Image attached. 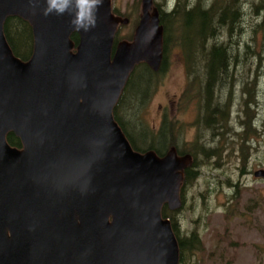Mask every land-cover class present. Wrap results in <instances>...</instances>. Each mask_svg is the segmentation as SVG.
Instances as JSON below:
<instances>
[{
    "label": "water",
    "instance_id": "95a60500",
    "mask_svg": "<svg viewBox=\"0 0 264 264\" xmlns=\"http://www.w3.org/2000/svg\"><path fill=\"white\" fill-rule=\"evenodd\" d=\"M152 5L143 0L133 40L114 48L128 20L111 0L88 32L68 13L43 15L44 0L35 11L29 0H0V264H179L162 209L181 208L192 156L138 151L114 117L135 66L160 68L163 26ZM8 17L33 27L27 61L7 41Z\"/></svg>",
    "mask_w": 264,
    "mask_h": 264
},
{
    "label": "rangeland",
    "instance_id": "374dc122",
    "mask_svg": "<svg viewBox=\"0 0 264 264\" xmlns=\"http://www.w3.org/2000/svg\"><path fill=\"white\" fill-rule=\"evenodd\" d=\"M178 1L152 0V11L154 12L155 8H159V4L167 11H172ZM226 1H204L206 3L205 8L212 6L214 10L212 16L213 19L215 17V22L218 18L215 16L218 8L221 10L226 5ZM243 1L241 6L246 13L243 11L242 23L248 26V21H250V25H252L247 28V35L243 37H238L236 34L231 36L228 30L221 29L214 40L211 39L205 43V45L207 44L205 49L210 48L212 44L227 46L230 49L231 68L238 67V70L241 69L238 72L241 83L238 85L237 98L235 99L237 106L234 108L235 114L233 112V117L229 116L231 109L233 110V101L231 102L233 93L229 92L227 96L225 88L217 83L216 86H220V88L216 92L222 95L221 104L225 108L227 119L223 121L219 117L216 119L214 126L211 125V128L215 129L213 135V131L208 128L210 125L206 124L210 109L202 113L204 107L202 102L198 103V97L202 94L201 83H204L205 80V78L202 79L204 74L202 55L196 49L194 70L198 76L192 75L190 77V70L185 65L182 51L172 45V49L167 54V70L162 77L156 80L152 78L148 86L149 93H147L146 99L143 102L136 103V98L130 95V101L126 108L123 110L120 109L121 107L117 109L124 126L137 143L139 139H144L146 145L158 144V140H161L160 130L164 129L168 130L169 135L163 136V140H167L166 143L177 142L179 148L184 151L189 148L196 150L197 147H209L208 139H212V137L215 146L222 149L224 131L221 130L224 129L227 131L229 144L236 149L241 145L240 142L236 141L237 134L233 132V129H238V126L241 125L249 126L250 129L256 125V137L252 139L255 146L252 144V140L250 141L255 149L256 142L254 140L259 139L261 141L262 138L264 139V136L258 135V131L261 132L264 129V62L251 56L253 49L264 51V17L256 13L257 0ZM198 2L199 0H192L190 2L191 7ZM183 3L182 1V6ZM246 3L248 4L246 5ZM142 4L143 0H112V6L118 12H122L123 15L125 13L126 15H132L133 18L138 17L141 13ZM179 25L182 26V24ZM132 31L131 26L122 25L119 34L124 37L130 35ZM176 34H178L174 36L176 38L181 36L178 28ZM256 71L259 72L257 81L254 79L256 77L254 72L257 73ZM194 77H196V80H194ZM190 78L194 81L192 86L189 84ZM248 81L251 83V88H255L256 100L251 101L250 105H253V111L258 113V119L249 116L245 121L246 124H244L239 121L240 112L238 113V107L240 108L245 102L249 104L248 94L245 96L243 94L245 84L246 86L249 85ZM242 82L245 84H242ZM188 85L189 88H194L196 92L194 97H188L190 92L188 91ZM143 88L144 82H140L138 89L142 90ZM254 95L251 100L255 99ZM176 99L178 101L173 105ZM214 100L219 99L214 96ZM226 100L229 101V104L224 102ZM254 104L256 105L254 106ZM135 106L138 107L137 111ZM173 109H176L175 113L179 118L178 123L165 122L161 125L160 122H163L162 116L167 113L171 117ZM134 127L137 128V133H135ZM140 134L144 138L142 136L140 138ZM194 142L199 145L193 144ZM138 144L140 147H148L140 141ZM216 157V153L213 152H209L204 159L199 157L198 163L200 164L196 166L199 178L195 179L193 183L190 182L183 190V206L180 212H176L182 237L191 235L193 231H196L201 238L202 248L191 253L189 257L185 254V263L264 264V210L257 208L254 204L255 199L259 198L260 192L264 189V179L259 182L251 181L248 184L249 186L243 187L237 195L227 183L230 179L234 182L237 181L238 170L236 164L232 162L229 166L223 165L222 159L214 160ZM254 157L259 163H255L253 166L255 168L262 167V164H264V148L261 150L256 149Z\"/></svg>",
    "mask_w": 264,
    "mask_h": 264
},
{
    "label": "trees",
    "instance_id": "16d2710c",
    "mask_svg": "<svg viewBox=\"0 0 264 264\" xmlns=\"http://www.w3.org/2000/svg\"><path fill=\"white\" fill-rule=\"evenodd\" d=\"M168 1V0H165ZM183 3V6L181 2ZM192 0H179L176 7L172 11H167L166 8L160 7L159 4V12H160V20L161 24L164 28V38H163V61L161 67L158 71H154L147 63H140L136 66L135 70L131 73L126 86L120 96V99L114 109V116L118 123L121 125L123 131L127 135L128 139L130 140L134 149L145 152L148 150H155L160 156H163L167 148H171L172 146L177 147L179 154H191L194 161L192 167L188 168L185 172V177L183 180L182 185V200L184 201V193L186 186L194 182L195 179L199 178V172L196 166L198 163V159L206 158L208 156V149L205 147H197L196 150L193 148L186 149L185 151L179 148L177 142L173 143H166L167 140H163V135H169L168 130H162L160 132L161 140H158V144H148L146 145V141L143 139H139L143 145L148 147H140V145L134 140V137L129 133V130L124 126L122 119L120 118L117 109H124L128 105L130 101V95H133L136 98V103L143 102L146 99L147 93H149V84L152 78L154 80L162 77L163 73L167 70V54L172 49V45L178 47L180 51H182L186 67L190 70L189 76L192 75L198 76L197 72L194 70V62L196 56V49L202 55V62L204 68V74L202 79L205 78L204 83H201V95L198 97V103L202 102L204 108H202V113L205 111V94L209 95L210 97L216 96L215 91L218 90L217 83L221 86V80L224 76L228 75V69L231 67V58H230V49L227 46L221 44H212L210 48L205 49V43L209 42V40H214L216 36L219 35V31L228 30L231 33V36L235 34L238 37H243L247 35V28H250V21H248V26L242 23V14L243 11L246 13L244 8L241 6V2L243 0H227L226 5L218 11L215 16H217V20L215 22V17L213 19L212 13L214 12L212 6L205 8L206 3L205 0H199L195 6L191 7L190 2ZM258 4L256 5V13L257 15H261L264 17V0H257ZM256 3V2H255ZM253 4V6L255 5ZM245 4V3H244ZM248 3H246L247 5ZM220 5V4H219ZM221 6V5H220ZM229 6V7H228ZM179 11V12H178ZM248 14V13H247ZM246 14V15H247ZM179 24H182L180 26ZM137 25V19L133 20V30ZM179 25V27H177ZM179 29V33L181 36L177 38L174 37L176 34V29ZM4 32L7 38L8 43L10 44L14 54L21 58L24 61L29 60L34 51V33L33 27L31 24L24 20L21 17H8L4 23ZM171 34V35H170ZM133 31L130 35L125 36V39L132 40ZM72 39L78 43L79 42V35L77 33L72 35ZM117 39H121V37L117 36ZM116 39V40H117ZM241 40V39H240ZM250 45V44H249ZM253 45V44H252ZM254 46V45H253ZM239 47V46H238ZM264 51H255L253 49L251 56H254L257 60L260 59L264 62ZM239 58V57H238ZM263 68V66H262ZM253 69V68H251ZM263 70V69H261ZM255 80L257 81L259 72L256 71ZM213 81V83H212ZM144 82V88L142 90L138 89V84ZM190 86L194 84L192 78L189 80ZM212 84V91L209 92L208 86ZM157 88V87H156ZM191 88V87H190ZM188 85V91H192ZM253 92V91H252ZM145 96V97H143ZM219 100L222 99V95L219 93L216 96ZM252 96L248 97V103L246 104V108H249L251 101L256 100L251 98ZM226 104H229L228 100L224 101ZM257 102V101H256ZM258 103V102H257ZM225 104V105H226ZM136 111L138 107L135 106ZM224 106L221 104V108L218 110H214L212 113L207 115L206 124L210 125V122H213V125L216 122V119L219 117L220 119L223 118L224 113ZM253 111V109H252ZM254 112V111H253ZM231 114V111L229 115ZM255 114H252L254 116ZM223 120H226V116ZM208 125V126H209ZM135 133H137V128L134 127ZM219 130V129H216ZM159 134V135H160ZM144 138L142 134H140V138ZM8 142L10 145L14 147L21 148L22 142L19 137L15 135V133L10 132L7 135ZM165 139V138H164ZM141 144V143H140ZM160 144H162L160 146ZM193 144L198 143L194 142ZM194 147V146H192ZM221 156V154H217ZM199 156V157H198ZM194 167V168H193ZM181 208L178 211H170L167 206H164L162 213L165 218H170L172 227L174 232L178 238L179 247H180V263L179 264H186L185 263V254L189 257L191 253L196 250H200L202 248L201 238L196 231H193L191 235L189 234L188 237H185L183 240L180 239L178 234V218H176V212H180ZM175 213V214H174Z\"/></svg>",
    "mask_w": 264,
    "mask_h": 264
},
{
    "label": "flooded vegetation",
    "instance_id": "af4514ba",
    "mask_svg": "<svg viewBox=\"0 0 264 264\" xmlns=\"http://www.w3.org/2000/svg\"><path fill=\"white\" fill-rule=\"evenodd\" d=\"M112 8H113V12L116 15L122 16L123 18H127L128 22L124 23L122 25L131 26L133 29V20L137 19V25L135 26V28L133 30V34H134V32L138 26V23L140 21V16L142 14V7H141V13L136 18H133L132 15H126V13L123 15V13L118 12L115 7L112 6ZM119 36H121V35L119 34ZM240 70L241 69L238 70V67H235V69H232L230 67L228 69V75L224 76L221 80V87L225 88V94H227V96H228L229 92L231 94L233 93L232 97L234 99L231 97V102L233 101V110L231 109V114L229 115L231 118L233 117V112L235 114L234 108H236V106H237L235 99L237 98L238 85L241 83V81L238 77V72ZM194 80H196V77H194ZM212 83H213V81H212ZM247 83H249V85L246 86V84L244 82H242V84H245V87L243 89V94H244V96L248 94V97H250V96H252V94L254 95L255 88L254 89L251 88L250 81H248ZM217 88L219 89L220 86H217ZM208 89H209V92L212 91V84L210 86H208ZM195 93L196 92H195L194 88L192 87V92L191 91L189 92L188 97L189 98L194 97ZM215 95L218 96L216 91H215ZM205 99H206L205 110L210 109L208 114L212 113L214 110H218L221 108V101L222 100L215 101L213 97H210L207 94H205ZM177 101H178L177 99L174 100L173 105H175L177 103ZM255 105L256 104H254V106ZM244 106H245V104L243 103L240 108L238 107V113L240 112L239 121L246 124L245 121L249 118V116L254 117L257 120L258 119V116H257L258 113H256L255 111L253 112L251 109V106H249V108H246V107L244 108ZM223 110H224V113L222 115L223 118H221L222 121L225 118L224 116H226L225 108ZM175 111H176V109H173V111L171 113V115H172L171 117H169L167 115V113H165L162 116L163 122H160V124L162 125L165 122H172V123L177 124L178 123L177 120H179V118L177 117ZM252 114H255V115L252 116ZM171 118H172V120H170ZM211 125H213V122H210V126L208 128L210 129V131H213V135H214L215 129L211 128ZM242 126H244V125H241L240 127L238 126V129H235V128L233 129V132L237 134L236 141L240 142V145H241V146L237 147L236 149L232 148L231 145L229 144L228 137H227V131H225L224 129L223 130L219 129L221 131H224L222 149H219V147L215 146L213 137H212V139H208V146L209 147H206L208 149V152L216 153V155H217V153L221 154V156L217 155L216 159H214V160L222 159V164L223 165L226 164L227 166H229L232 162L236 164V168L238 170V172H237L238 178L236 179L237 181L234 182L230 179L227 181V183H229L230 189H232L235 194L237 193V195H238L239 191L242 190L243 187L249 186L248 184L251 181L252 182H259V181L264 179V166H263L264 164L260 163V164H262V167H260V168H255L253 166L255 163H259V161H257L254 156H255L256 149L261 150L262 148H264V139L262 138L261 141L259 139L254 140L256 142V149H255L253 147L254 143H253L252 139L254 137H256V132H257L256 127L250 129L249 126H246V127L244 126V128H242ZM162 130H164V129H162ZM162 130H160V132ZM259 134L261 136H264V129L261 132L258 131V135ZM251 140H252L253 145L250 143ZM21 142H22V140H21ZM248 143L251 145H249ZM245 145H247V146H245ZM178 146H179V144H178ZM247 147H249V148L247 149ZM16 148H18V147H16ZM18 149H23V144H22V147L18 148ZM168 151H169V148L167 149L166 153ZM188 168H190V167H188ZM258 173H260V174H258ZM261 173H263V174H261ZM258 197H259L258 199H255L254 204L257 208L264 210V189L260 192ZM180 229H181V227L179 225V220H178V234L180 236V239L183 240L185 237H182V235L180 233L181 232ZM188 236L189 235H187L186 237H188Z\"/></svg>",
    "mask_w": 264,
    "mask_h": 264
},
{
    "label": "clouds",
    "instance_id": "9594fccd",
    "mask_svg": "<svg viewBox=\"0 0 264 264\" xmlns=\"http://www.w3.org/2000/svg\"><path fill=\"white\" fill-rule=\"evenodd\" d=\"M43 15L50 14L71 16L70 25L77 31L88 32L97 25V13L103 0H44ZM35 11L38 0H29Z\"/></svg>",
    "mask_w": 264,
    "mask_h": 264
},
{
    "label": "bare ground",
    "instance_id": "6f19581e",
    "mask_svg": "<svg viewBox=\"0 0 264 264\" xmlns=\"http://www.w3.org/2000/svg\"><path fill=\"white\" fill-rule=\"evenodd\" d=\"M256 127V126H255Z\"/></svg>",
    "mask_w": 264,
    "mask_h": 264
}]
</instances>
